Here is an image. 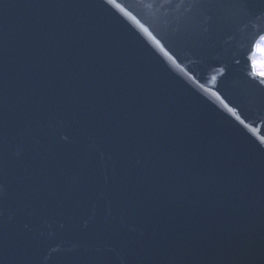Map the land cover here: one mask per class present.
Segmentation results:
<instances>
[{
	"label": "water",
	"instance_id": "95a60500",
	"mask_svg": "<svg viewBox=\"0 0 264 264\" xmlns=\"http://www.w3.org/2000/svg\"><path fill=\"white\" fill-rule=\"evenodd\" d=\"M191 5L187 0L185 6ZM204 9L196 6L192 14L179 13L172 20L164 17L165 24L171 22V29L176 30L170 35V49L173 40L179 39L177 29L184 30L186 21L193 27L192 17L199 18ZM227 10L230 17L222 21V28L232 33L224 38L225 45L220 46L221 43L212 40L197 46L193 52L199 59L198 69L205 72L203 82L207 87L198 81H194V86L202 93L203 89L211 91L210 100L201 97L192 82L181 85L176 79L168 80L166 88L174 83L176 87L170 93L171 99L164 100L157 91L160 87L155 78L167 71L158 69L157 64L135 46L133 39L129 43L140 53L133 65L125 57L95 59L94 64L100 67L102 77L122 69L106 83L105 78L98 77L96 86L94 84L86 92L82 91V79L77 75L63 83L58 105L66 118L52 117L57 121L62 118L58 124L42 117L38 119L40 131H46L43 137L47 143L50 131H59L57 145L46 149L40 142L39 149L31 157L23 147V151L12 158H23L21 162L14 160L20 168L9 158L3 164V168L16 177L7 182L5 195L0 200L3 206L0 210L2 246L9 242L10 235L13 237L11 247L22 245L23 237L18 236L11 223L20 217L21 200H27L21 201L27 207V214H34L36 205L31 207L30 199L33 197L48 205L49 218L62 220L58 233L47 236L46 249L53 259L49 264L72 261L75 264H264V81L253 77L248 69L252 44L241 47L248 35L246 28L254 29L250 17ZM90 18L92 25L86 28V40L92 42L90 49L104 45L113 52L122 51L126 31L108 23L101 9L90 13ZM210 20L204 25L214 28V15ZM153 29L147 28L148 36ZM127 34H132L131 29ZM86 44L83 43L78 56L83 54ZM184 47L189 48V45ZM6 63L2 62L1 67ZM132 66L135 67L131 70L134 80L128 77V68ZM221 68L225 70L223 76ZM24 98L33 102L27 106L29 114L43 101L42 96H36L34 101L28 95ZM78 100L81 104L76 106ZM175 105L179 107L177 115L187 120L176 119L175 126L161 134L165 144L156 147L157 139L149 134L152 130L145 132L146 125L138 127V123H157L166 116V110L175 114ZM137 110L144 116H132ZM101 115L110 116V126L126 121L117 134L128 143L129 149L124 150L126 158L117 157L111 143L84 155V149L71 147L72 143L64 141L68 132L75 133L80 141L93 131L97 136L95 122ZM236 119H240L239 123ZM187 123L191 124L188 131L184 129ZM72 127L74 131L70 130ZM176 130L181 134L186 131V137L176 139ZM7 143L6 140L0 147L8 149ZM174 143L177 146L171 149ZM143 146L145 150L141 149ZM70 152L72 159H69ZM204 153L212 157L222 172L223 181L221 174L213 179V184H221L222 188L201 187L194 183L191 188L182 186L183 181L179 179L184 175V160ZM69 161L71 163L67 164ZM124 163L128 165L124 176H113L116 181L109 186L106 182L110 175L106 173L101 185L88 194L74 192L75 180L63 173L64 169H78L84 173L107 169L122 174ZM158 172H161L159 181L149 180ZM209 173L215 174V168ZM61 179L67 181L63 189L58 187ZM60 191L65 202H62ZM76 197L82 200L77 202ZM60 202L63 209L59 208ZM138 211L143 213L140 215ZM72 212L75 213L71 215ZM86 239L90 244H85ZM64 241L67 243L61 245L60 251L52 249ZM9 264L20 263L11 259Z\"/></svg>",
	"mask_w": 264,
	"mask_h": 264
},
{
	"label": "snow or ice",
	"instance_id": "6c2138e0",
	"mask_svg": "<svg viewBox=\"0 0 264 264\" xmlns=\"http://www.w3.org/2000/svg\"><path fill=\"white\" fill-rule=\"evenodd\" d=\"M112 3L113 0H108ZM194 6H202L209 11H217L220 9H233L238 11L242 16L249 18L254 17L256 19L264 18V0H193ZM259 42L255 44L256 50L261 55L260 68L255 72L261 80H264V34L259 35ZM160 42L157 41V44ZM163 50V46L161 45ZM167 55V53H165ZM253 68H256V60L253 57ZM225 74V70L221 68V75ZM228 106L227 104L225 105ZM229 111H232L229 108Z\"/></svg>",
	"mask_w": 264,
	"mask_h": 264
},
{
	"label": "rangeland",
	"instance_id": "374dc122",
	"mask_svg": "<svg viewBox=\"0 0 264 264\" xmlns=\"http://www.w3.org/2000/svg\"><path fill=\"white\" fill-rule=\"evenodd\" d=\"M255 60H256V66L258 68H260V61H261V55L259 52H257L256 56H255Z\"/></svg>",
	"mask_w": 264,
	"mask_h": 264
},
{
	"label": "bare ground",
	"instance_id": "6f19581e",
	"mask_svg": "<svg viewBox=\"0 0 264 264\" xmlns=\"http://www.w3.org/2000/svg\"><path fill=\"white\" fill-rule=\"evenodd\" d=\"M259 70V68L258 67H256V71H258Z\"/></svg>",
	"mask_w": 264,
	"mask_h": 264
}]
</instances>
